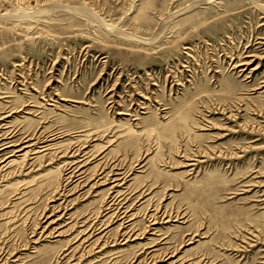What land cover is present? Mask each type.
<instances>
[{
    "label": "rangeland",
    "instance_id": "rangeland-1",
    "mask_svg": "<svg viewBox=\"0 0 264 264\" xmlns=\"http://www.w3.org/2000/svg\"><path fill=\"white\" fill-rule=\"evenodd\" d=\"M0 264H264V0H0Z\"/></svg>",
    "mask_w": 264,
    "mask_h": 264
},
{
    "label": "bare ground",
    "instance_id": "bare-ground-1",
    "mask_svg": "<svg viewBox=\"0 0 264 264\" xmlns=\"http://www.w3.org/2000/svg\"><path fill=\"white\" fill-rule=\"evenodd\" d=\"M243 65H244V64H240V66H243ZM118 114H122V113H118ZM11 146H12V145H11ZM11 146H10V147H11ZM190 161H194V160L192 159V160H190ZM190 163H191V164H190ZM190 163H189L188 166H194V165H195V164H193L192 162H190Z\"/></svg>",
    "mask_w": 264,
    "mask_h": 264
}]
</instances>
